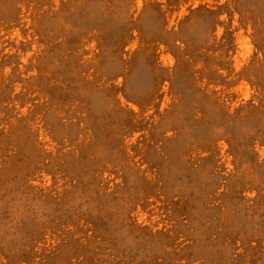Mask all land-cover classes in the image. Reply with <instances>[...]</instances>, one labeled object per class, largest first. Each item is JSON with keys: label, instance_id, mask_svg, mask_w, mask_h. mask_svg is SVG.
<instances>
[{"label": "rangeland", "instance_id": "rangeland-1", "mask_svg": "<svg viewBox=\"0 0 264 264\" xmlns=\"http://www.w3.org/2000/svg\"><path fill=\"white\" fill-rule=\"evenodd\" d=\"M0 264H264V0H0Z\"/></svg>", "mask_w": 264, "mask_h": 264}]
</instances>
